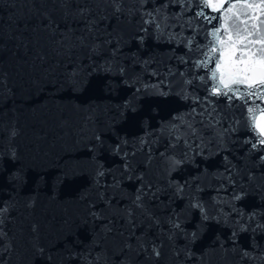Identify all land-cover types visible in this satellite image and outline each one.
Listing matches in <instances>:
<instances>
[{"label": "water", "instance_id": "obj_1", "mask_svg": "<svg viewBox=\"0 0 264 264\" xmlns=\"http://www.w3.org/2000/svg\"><path fill=\"white\" fill-rule=\"evenodd\" d=\"M260 40L264 0H0V264H264Z\"/></svg>", "mask_w": 264, "mask_h": 264}, {"label": "snow or ice", "instance_id": "obj_2", "mask_svg": "<svg viewBox=\"0 0 264 264\" xmlns=\"http://www.w3.org/2000/svg\"><path fill=\"white\" fill-rule=\"evenodd\" d=\"M177 2H180V0H177ZM199 3H200V5H203L206 7L209 4V0H199ZM196 16H197V18L203 17L209 23H211L212 20H216L217 22H219V20H220L219 16L209 17L208 15H206L203 8L201 11L196 13ZM156 27H157V29H159L160 24L157 23ZM245 30H247V29H245ZM219 31H220V28H218V27L213 28V31L210 34L213 36H216ZM240 31H241L240 28L236 29V35L237 36L240 35ZM248 34L252 35L251 32H249ZM217 39H219V37H217ZM188 43L191 44V41H189ZM254 43H257V42L256 41H248L247 43H245L243 45V48L241 49L240 66H236L232 69V74L235 76V78L231 80V83L236 84V85L247 84L249 88H251L253 86V84H255L258 86L260 91L262 93H264V46L258 48L255 53H252L251 59L248 62L243 61L244 52L249 51L251 45ZM258 43H260L261 45H264V40H260V41H258ZM215 51H216L215 48L209 49V51L205 53V56L207 57V59L201 60L195 65L196 67H204L208 63L215 64V68L209 69V71L211 72V78L212 79H216L217 69L220 68V64L216 63V61L212 59V54L215 53ZM257 57H258V59H257ZM257 77H259V78L257 79ZM201 79H203V77ZM221 83H223V80H221ZM223 86H224V88H227L228 91L221 92L217 86H213L212 94L217 95V96L223 95L229 100H232L234 98L235 99H244L245 95H247V96H253L254 95V93H252V92H248L247 94L240 93L239 88H228V84H223ZM229 92H231L232 95H229ZM237 93H240V95L237 96L236 95ZM249 111L251 112L252 109L250 108ZM189 127H190L191 131L195 132L194 128H191V126H189ZM258 142L261 146H264V139H260ZM252 147L256 148L257 144L253 143ZM261 159L264 160V157H261ZM239 198H240L239 196L235 197V199H239ZM139 200H140V197L137 196V201H139ZM197 206H199V205H197ZM3 211H6V208H0V213H2ZM175 227H179V225L176 224ZM245 254H247V253H245ZM156 255H159L158 251L156 252Z\"/></svg>", "mask_w": 264, "mask_h": 264}]
</instances>
